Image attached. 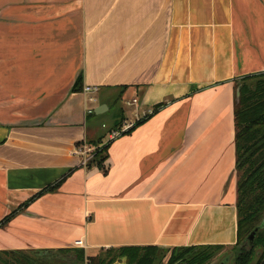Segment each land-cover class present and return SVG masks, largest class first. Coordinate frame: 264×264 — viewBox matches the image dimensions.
Segmentation results:
<instances>
[{
  "label": "crops",
  "instance_id": "1",
  "mask_svg": "<svg viewBox=\"0 0 264 264\" xmlns=\"http://www.w3.org/2000/svg\"><path fill=\"white\" fill-rule=\"evenodd\" d=\"M258 73L264 0H0V253L233 249L236 82ZM164 102L108 174L83 164L108 112Z\"/></svg>",
  "mask_w": 264,
  "mask_h": 264
},
{
  "label": "trees",
  "instance_id": "2",
  "mask_svg": "<svg viewBox=\"0 0 264 264\" xmlns=\"http://www.w3.org/2000/svg\"><path fill=\"white\" fill-rule=\"evenodd\" d=\"M81 85L78 79L74 90ZM240 88V99L235 100V148L237 175V218L238 241L234 246L235 257L232 264H264V229L260 230L253 245L247 241V236L258 226L264 217V73H258L241 78L236 82V89ZM167 103H161L153 108V114L137 122L123 134L132 133L138 126L157 114ZM116 122L110 130L121 129L124 112L116 110ZM95 115V114H91ZM103 137L88 144L97 146L93 159L87 167H98L104 174H108L106 162L109 158L108 150L113 142L103 143ZM34 200L26 202V207ZM13 214L6 217L2 224L11 220ZM224 249L221 246L179 247L170 251L167 264H211L216 256ZM72 251V252H71ZM74 250L62 249L56 251L61 255L73 256L71 264H85V254L73 253ZM46 251H11L3 252L5 256H13L14 264H55L44 261L38 253ZM169 250L156 247L122 248L107 251V256L92 259L88 264H116L118 260H126L127 264H161L167 257ZM260 253V256H258ZM0 254V258L5 260ZM61 263V264H66Z\"/></svg>",
  "mask_w": 264,
  "mask_h": 264
},
{
  "label": "built area",
  "instance_id": "3",
  "mask_svg": "<svg viewBox=\"0 0 264 264\" xmlns=\"http://www.w3.org/2000/svg\"><path fill=\"white\" fill-rule=\"evenodd\" d=\"M95 91H96V89L91 88V87H86L84 89V92H86V93H93ZM89 101L90 102H94L95 99L93 97H91L89 99ZM137 104H138V101L137 100H133L132 103H128L127 105L128 106H132V105H137ZM93 111H94L93 109H88L87 110L88 115L94 114ZM152 114H153V109L152 110H149V111H144L143 114H141V116H138L137 117L138 118V121H136L135 123L130 124V125L125 124L124 126H122L121 129L109 130L107 132V136H108V139H109L108 142H113L114 140L122 137L123 134L125 132H127L129 129H131L137 122H139V121H141L143 119H146L147 117H149ZM102 127L104 129L107 128L106 125H103ZM95 150H96V148H93V147L84 145V147L82 149H77L76 153L82 154L84 156L83 164L84 165H87L88 162L93 159V155H94L93 151L95 152ZM75 245L77 247H83L84 246L83 245V241H78L77 243H75Z\"/></svg>",
  "mask_w": 264,
  "mask_h": 264
},
{
  "label": "rangeland",
  "instance_id": "4",
  "mask_svg": "<svg viewBox=\"0 0 264 264\" xmlns=\"http://www.w3.org/2000/svg\"><path fill=\"white\" fill-rule=\"evenodd\" d=\"M88 104H90V106H93L91 103H88ZM121 106V105H120ZM117 108H115V109H112L110 112H108L106 115H105V117L103 118V120H101L100 122H98L99 124H100V126H101V129L103 130V132L104 133H107L110 129H111V126L114 124V121H113V115L116 113V110ZM130 110H132V109H130ZM106 125V126H108L107 128H103L102 126L103 125ZM96 148H97V146H95ZM72 252V251H71ZM83 250H74L73 251V253H76V254H79V255H81V254H83ZM107 252H103V253H100V255H99V257L100 256H102V257H105V256H107V254H106ZM3 257L5 256L4 255V253H0ZM230 256V261H229V264H232L233 263V259H234V257H235V250L234 249H227V250H225V249H223L217 256H216V258L212 261V262H214V261H216V260H219V259H225L227 256ZM2 257V258H3ZM6 258H4L5 260H2V258H0V264H14L15 262H17V261H14L13 260V256H11V255H8V257L7 256H5ZM70 261H75V259H71ZM91 260L89 259V260H86L85 261V264H88L89 262H90ZM167 261H168V257H166L164 260H163V262L161 263V264H166L167 263ZM211 262V263H212ZM18 263V262H17ZM66 264H71L70 262H67ZM116 264H127L126 263V260H118L117 262H116Z\"/></svg>",
  "mask_w": 264,
  "mask_h": 264
},
{
  "label": "water",
  "instance_id": "5",
  "mask_svg": "<svg viewBox=\"0 0 264 264\" xmlns=\"http://www.w3.org/2000/svg\"><path fill=\"white\" fill-rule=\"evenodd\" d=\"M240 88L238 87L236 89V97H235V100L238 102L239 99H240ZM104 109H107V107H104V106H100L96 109H94L93 113L95 115H100V114H103L104 113ZM264 229V217L261 221V223L256 226L253 231H251V233L247 236V241L249 242L250 245H253L254 241H255V238L258 234V232L260 230H263ZM258 256H260V253H258ZM71 259H75V257L73 256H70L68 257V260H71ZM229 261H230V256L228 255L225 259H219V260H216L214 262H212L211 264H229Z\"/></svg>",
  "mask_w": 264,
  "mask_h": 264
},
{
  "label": "flooded vegetation",
  "instance_id": "6",
  "mask_svg": "<svg viewBox=\"0 0 264 264\" xmlns=\"http://www.w3.org/2000/svg\"><path fill=\"white\" fill-rule=\"evenodd\" d=\"M38 255H40L42 259H44V261H52L55 264H61L66 263V261H70L68 260V257H70V255H61L56 253V251H46L43 253H38Z\"/></svg>",
  "mask_w": 264,
  "mask_h": 264
}]
</instances>
